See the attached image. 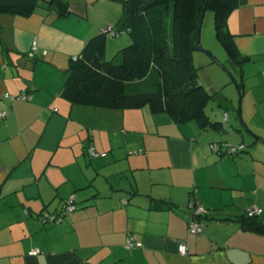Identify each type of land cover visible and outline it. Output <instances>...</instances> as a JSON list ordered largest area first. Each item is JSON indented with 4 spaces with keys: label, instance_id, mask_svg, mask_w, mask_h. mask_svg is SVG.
Masks as SVG:
<instances>
[{
    "label": "crops",
    "instance_id": "crops-1",
    "mask_svg": "<svg viewBox=\"0 0 264 264\" xmlns=\"http://www.w3.org/2000/svg\"><path fill=\"white\" fill-rule=\"evenodd\" d=\"M69 1L65 17L45 9L0 15V264H264V234L240 222L254 207L264 222L262 142L251 134L245 151L220 155L212 144L228 140L223 128L178 123L149 105L110 109L65 99L71 58L102 30L118 28L113 18L91 20L97 0ZM227 23L239 53L249 58L242 73L234 67L243 76L242 94L258 109L264 106V0H238ZM123 33L116 49L131 41ZM209 39L213 48L203 44L199 52L219 56ZM23 91L29 100L5 97ZM248 119L264 139V118L259 126L257 115L253 124ZM72 195L78 209L64 213ZM197 207L204 210V231L191 234ZM54 214L62 222L43 221ZM35 248L41 252L29 255Z\"/></svg>",
    "mask_w": 264,
    "mask_h": 264
},
{
    "label": "trees",
    "instance_id": "trees-1",
    "mask_svg": "<svg viewBox=\"0 0 264 264\" xmlns=\"http://www.w3.org/2000/svg\"><path fill=\"white\" fill-rule=\"evenodd\" d=\"M117 1L122 2L123 9L116 23L118 28L112 25L113 31L115 36L126 31L132 41L107 60L108 34L102 30L90 38L80 55L70 60L62 96L73 104L110 109L149 105L153 112H167L178 123L195 120L203 129H222L223 123L211 120L206 111L214 94L201 83L193 52L199 49V26L207 2L206 10L215 14L216 37L230 63L242 73L249 58L239 53L227 23L238 0ZM39 7L58 17L71 13L69 0H0V15L28 17ZM31 52L29 56L33 58ZM240 78L233 76L242 89L243 76ZM240 220L245 229L264 234L260 214L250 215L247 211Z\"/></svg>",
    "mask_w": 264,
    "mask_h": 264
},
{
    "label": "rangeland",
    "instance_id": "rangeland-1",
    "mask_svg": "<svg viewBox=\"0 0 264 264\" xmlns=\"http://www.w3.org/2000/svg\"><path fill=\"white\" fill-rule=\"evenodd\" d=\"M121 3L122 2H119L117 0H97L95 7L90 5L88 13L90 14L91 20H98L99 18L107 20L108 18H113V20H115V23H117V19L122 14L123 6ZM42 10V7L38 8V11ZM214 21V12L212 10H206V14L204 16V20L201 27V32L203 33L204 38H201V44L202 46L203 44L210 47L214 46L210 45L211 42L209 38L211 36L213 42H215V46L221 49V53H219L220 57L217 55L218 53L209 55L199 52V50H195L193 52V56L196 55V58L193 57L194 64L196 65V67L199 68L201 83L211 93L214 94V98L210 101L207 107V113L211 116L213 120H216L215 115L213 113L215 110L221 113V115L219 114V118H222V120L218 121L223 123V130L228 129V131L231 132L228 134L223 130L221 131V133H223L222 137L228 139L224 141H227L231 144L244 143V148L246 149L247 146H252L253 137L251 136V134L254 133L251 128L246 124V118H249L248 120L251 121L253 124L254 121L251 119L253 116L257 115V120L254 122V125L259 126L260 122L258 121L260 120L261 123L263 122L261 119L264 118V106L259 107L257 109L256 106H258L259 104L253 105V100L249 95L246 96L244 99L242 89L238 86L237 81L233 79V76H235L237 80H239V76L230 61L228 60L226 50L216 38ZM124 34L125 33L120 32L116 36L108 37L105 54V58L107 60H111L116 56L119 49H116L115 40L118 39L119 36H123ZM127 35L129 36V34ZM203 48L205 47L203 46ZM200 57H203V60ZM230 72L233 74V76ZM212 85L215 86L214 89H212ZM224 111L230 116V122L223 120ZM239 111L241 112V116L239 114ZM231 122H234L239 126L236 127V125L232 124ZM229 139H235V141H230ZM261 142L264 145V142Z\"/></svg>",
    "mask_w": 264,
    "mask_h": 264
},
{
    "label": "built area",
    "instance_id": "built-area-1",
    "mask_svg": "<svg viewBox=\"0 0 264 264\" xmlns=\"http://www.w3.org/2000/svg\"><path fill=\"white\" fill-rule=\"evenodd\" d=\"M103 32L107 33L108 36H115V31H113V26H109L108 28L104 29ZM37 51V46L34 45L32 48V52L31 55H35V52ZM5 96L7 98L10 99H30L31 96H29L27 93H21L19 95H14V94H10V93H6ZM5 115V113L0 112V117H3ZM224 119L227 120L228 119V114H225ZM212 147L221 155L223 151H225L227 154H232V153H236L239 152L241 150L244 149V143H240V144H231L229 142H225V143H214L212 144ZM88 152L92 155V156H98L99 153L94 149V147L90 146L88 148ZM103 156L105 155V153L102 154ZM191 206L193 207L194 204H191ZM78 209V205L76 204L75 201V195H72L71 197H69V199L66 202V206L64 209V213H70L73 212L75 210ZM63 213V214H64ZM204 213V210L200 207H197L194 213V217L193 219L189 222V232L191 234H201L204 231V225L201 223V221L199 220V216H201ZM248 213L250 215H259L260 214V209L258 207H254V208H250L248 210ZM44 222H53V223H60L63 220L62 215H49V216H43L42 217ZM134 246L133 244V239L129 238L127 241V247H132ZM187 245L185 243H182L179 247V250L182 254L187 253ZM41 252V249L39 248H35L32 249L31 251H29V255H38Z\"/></svg>",
    "mask_w": 264,
    "mask_h": 264
},
{
    "label": "water",
    "instance_id": "water-1",
    "mask_svg": "<svg viewBox=\"0 0 264 264\" xmlns=\"http://www.w3.org/2000/svg\"><path fill=\"white\" fill-rule=\"evenodd\" d=\"M206 9H207V2H206L205 10H204V11H206ZM198 47H199L200 50H203V51L206 50V49H204V48L202 47V45H201V41H200V38L198 39ZM239 112H240V111H239ZM239 114H240V116H241V112H240ZM242 121H243V120H242ZM252 134H254V133H252ZM253 136H254L255 138L259 139L260 141H263V142H264V139L258 137L256 134L253 135Z\"/></svg>",
    "mask_w": 264,
    "mask_h": 264
}]
</instances>
